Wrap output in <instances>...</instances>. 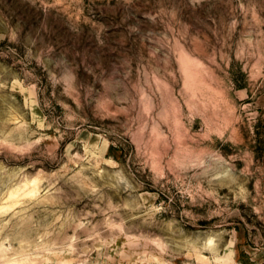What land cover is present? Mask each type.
Instances as JSON below:
<instances>
[{"label": "rangeland", "instance_id": "rangeland-1", "mask_svg": "<svg viewBox=\"0 0 264 264\" xmlns=\"http://www.w3.org/2000/svg\"><path fill=\"white\" fill-rule=\"evenodd\" d=\"M0 264H264V0H0Z\"/></svg>", "mask_w": 264, "mask_h": 264}]
</instances>
